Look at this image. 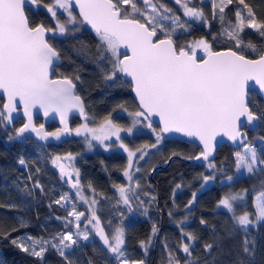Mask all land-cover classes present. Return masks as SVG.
<instances>
[{"label":"snow or ice","instance_id":"snow-or-ice-1","mask_svg":"<svg viewBox=\"0 0 264 264\" xmlns=\"http://www.w3.org/2000/svg\"><path fill=\"white\" fill-rule=\"evenodd\" d=\"M29 2L38 6L42 0H0V93L5 98L0 103V125H11L15 119L13 113L18 112L20 106L23 116L26 117V122L15 129L14 135H9V140H26V133H34L44 141L49 138L60 140L62 136L74 131L77 136L90 134V139L85 135L89 147L95 140L107 150L111 145L105 142L115 137L119 141V147L127 153V166L123 170V176L129 181L126 186L114 185L118 192L116 204L128 206L129 211L132 210V195L135 192L132 186L134 165H138L149 154L148 147L157 148L161 144L165 133H183L185 136L197 138L203 145V150L198 156L188 159L204 161H208L212 155L216 137H227L243 149L234 153L237 172L246 171L250 176L257 171L264 173V158L258 155L257 147L248 143L246 134L241 131L243 127L255 128L264 122V112L254 111L250 100V95L256 92L257 86L259 92L264 93V50L258 44L245 40L246 29H251L264 38V19L257 17L254 8L246 0H211L212 18L221 27L220 32L213 35L212 39L215 41L219 36L225 42H230L231 47L226 51H213L212 43L205 38L177 47L173 37L178 29L188 31L191 22L209 24L203 7L195 6L193 0H174L183 11V17L186 18L183 20L160 0H52L51 4H45L44 7L56 21L54 28L45 27L42 23L32 25L29 22L25 13V5ZM73 3L79 8V19L73 13ZM234 3L236 10L233 21L227 17L225 10ZM61 10L67 14L63 22L57 15ZM68 25L73 27L69 29ZM81 25L90 26L98 38V62L110 65V68L101 69L104 79L115 81L121 77H130L139 110L128 113L133 117L129 127L115 123L111 113L98 126L89 127L90 118L85 110V102L75 91L74 79L79 80L80 77L51 78L60 54L49 43L47 34L63 35L69 31H79ZM161 35L163 38H160ZM121 48L127 52L122 53ZM197 49L204 52V57L197 58ZM244 50L259 52L258 58H247L242 54ZM120 107L123 108V105ZM37 108L43 110L45 117L50 113L57 114L63 127L54 132L46 131L44 124L37 127L33 122V110ZM73 111H78L85 123L70 129L68 115ZM152 116L159 117V131L153 128ZM143 121H147L144 127L151 129L155 135V143L135 151L130 150L120 133L131 134L136 125ZM260 139L264 142V137ZM74 160L75 157L68 153L65 156H55L51 163L59 169L61 179L75 190V197L88 205L89 214L86 216L85 212L77 211L72 196L64 193L53 200V203L65 208L67 217L63 218L66 221L64 227L69 228L75 222V231L60 232L51 239L25 235L13 238L12 245L36 258L40 264H43L49 248L58 253L64 264H75L72 257L83 247L80 240H89V232L81 230L80 222L83 217L86 221L85 228L87 225L92 226L116 264H145L144 259L133 260L127 255L124 247L125 228L122 224L116 226L111 235L105 232L97 215L96 206L99 200L96 198V189L89 183L87 187L92 196L89 198L85 195L80 170L74 167ZM19 163L25 165L26 161L21 158ZM208 168L215 170L216 165L210 162ZM39 171L37 168L36 172ZM135 171H140V168L135 167ZM215 178L214 171L211 175L203 176L201 187ZM31 179L29 176V180ZM226 180L233 182L234 177L227 176ZM34 187L41 192L44 190L39 180L35 181ZM135 187H139L138 181ZM176 187L180 188L181 185L177 184ZM247 191L244 189L239 193L224 194L217 207L232 213L235 225L245 234L241 252L244 258L250 260L254 257L255 242L248 239L249 226L264 222V191L255 197L253 213L244 211L236 215L237 204L243 202ZM28 194L31 195V192ZM195 201L196 193L193 192L192 198L185 205L188 212H191ZM140 204L143 205L144 201H140ZM67 205L71 206V211H68ZM187 219L185 216L178 224L183 239L177 248L173 250L165 244L168 264H182L181 258L175 252L184 254L183 264H200L198 259H192L197 237L185 231L183 225ZM200 223L203 225L207 222L201 219ZM26 226L21 222L19 227ZM19 227H14L11 231H19ZM11 231L0 232V235L7 239ZM158 231L153 225L147 241L139 242L145 254L152 236ZM214 247L216 245L213 243L205 244V253L211 254ZM234 264H243V260L238 257Z\"/></svg>","mask_w":264,"mask_h":264},{"label":"trees","instance_id":"trees-1","mask_svg":"<svg viewBox=\"0 0 264 264\" xmlns=\"http://www.w3.org/2000/svg\"><path fill=\"white\" fill-rule=\"evenodd\" d=\"M160 2L171 8L182 20L186 19L183 17L182 9L174 0H160ZM246 2L254 8L258 18L264 19V0H246ZM51 3L52 0H42L38 6L36 5L37 7L26 8L29 22L32 25L42 23L45 27L54 28L56 23L44 7L45 4ZM193 3L197 7H203L209 24L191 22L188 31L178 29L173 37L177 47L200 38L212 43L213 51L227 50L231 47V43L225 42L222 37L217 36L215 41L212 39L213 35L220 32L221 27L219 22L212 18L211 0H193ZM235 10V3L225 10L227 17L233 21ZM74 15H76L75 11ZM77 18L79 19V16ZM245 32L246 41L250 40L264 50V38L259 37L251 29H246ZM160 38L163 36L161 35ZM49 41L62 59V64L56 68L54 77L74 78L77 75L80 77L79 80L74 79V83L77 94L85 102L90 125H98L111 113L115 123L129 127L133 117L128 113L139 110L133 98L131 85L123 77L115 81L104 79L101 69L110 68V65L106 62L103 65L98 62L99 41L93 30L81 25L79 31H69L63 35L52 33ZM242 54L249 59H256L259 52L244 50ZM250 100L254 111L257 113L259 110L264 111V100H261L256 92L250 95ZM0 103H3L1 98ZM258 104L260 109H256ZM120 105H123V108ZM72 122L73 128L82 124L76 118ZM23 123L24 121L20 119L12 128L0 125V232L11 231L12 228L19 227L21 222L27 225L19 227V231H11L7 239L0 235V264H40L36 258L12 245L13 238L28 235L33 238L51 239L57 233L75 231V222L69 225V228L64 227L66 221L63 218L67 217V211L53 203V200L67 193L69 187L61 179L59 172L53 168L51 160L57 155L65 156L68 153L78 157L77 165L83 185L88 186L91 183L96 189L99 200L97 215L105 232L109 234L111 228L114 229L121 224L124 226V247L130 259H144L145 264H168L165 244L173 250L177 248L183 239L178 224L187 216L188 219L183 227L185 231L197 237L193 260L198 259L200 264H205L206 261L208 264H234L239 257L243 260V264H264V222L249 227L248 239L255 242L254 257L249 260L244 258L241 252L245 234L239 231L238 225H235L232 213L225 209H217V203L224 194L239 193L247 189L243 202L237 204L236 215L244 211L253 213L255 197L264 191V173L259 171L251 176L237 179L233 183L224 184L227 176L235 175L234 153L241 150H233L229 146L220 148L216 160L212 162L216 165V169L213 170L208 168L210 162L203 165H190L185 162V160L192 161L188 157L198 156L201 153L199 148L181 141L169 142L164 139L160 147L157 146L159 149L156 148L157 151L148 160L139 163L141 189L138 195L132 197V213L124 205L116 204L118 192L114 188V185H128L123 176L128 160L125 154L114 151L87 153L86 145L78 138H65L53 142L51 146L40 145L32 139L9 140V135H14L15 129L21 127ZM42 123V119L36 120L37 125ZM260 124L259 130L251 132L246 129V133L249 135L248 143L256 145L258 154L264 158L262 151L264 142L260 139L264 137V122ZM154 128L159 130L156 126ZM55 129H58L55 124L48 128L49 132ZM122 139L133 151L145 145L150 146L156 140L152 134L145 132ZM21 158L26 161L25 165L19 163ZM37 168L40 169L38 173ZM213 171L216 177L214 185L201 192L202 177L213 174ZM29 176L32 177L31 180ZM36 180H39L43 186V192L34 187ZM177 184L181 187L177 188ZM29 192L31 195L28 194ZM193 192L199 195L191 212H188L185 205L192 198ZM140 201H144V204L141 205ZM170 212L172 215H169ZM56 217L61 219L58 220ZM201 219L207 223L202 225ZM153 225L159 231L152 236L148 252L145 254L139 242L147 241ZM94 238L89 244L80 242L83 247L79 248L72 257L75 264H89V262L116 264L107 249L101 247L97 238ZM207 243L216 245L211 254L204 251V245ZM174 254L181 258L183 264L184 254L182 252ZM43 264H64V261L54 249L49 248Z\"/></svg>","mask_w":264,"mask_h":264},{"label":"water","instance_id":"water-1","mask_svg":"<svg viewBox=\"0 0 264 264\" xmlns=\"http://www.w3.org/2000/svg\"><path fill=\"white\" fill-rule=\"evenodd\" d=\"M36 5H32L30 2L27 3L25 5V10L26 8H34ZM73 10L75 11L76 15L79 16V8L76 7L75 3H73ZM26 13V12H25ZM88 26V25H86ZM89 28H91L90 26H88ZM93 30V29H92ZM94 32V30H93ZM95 33V32H94ZM52 36V33H48L46 38L49 40L50 37ZM50 43V41H49ZM120 51L122 53L124 52H127L126 49L124 48H121ZM220 51H226V50H220ZM60 54V53H59ZM62 64V59H59L58 62H56L55 66H54V70L52 71L51 73V78L52 79H59V78H56L54 77L55 73H56V68H59L60 65ZM62 78V77H60ZM127 82H129V84L131 85L130 83V77H123ZM250 84H252L253 82H249ZM131 88H132V85H131ZM76 91V94H77V90L75 89ZM132 94H133V98H134V101H135V104H137L138 106V100L137 98L135 97V93L132 91ZM256 94L258 95V97L261 99V100H264V93H260L259 90H258V86H257V90H256ZM0 98L3 100L4 102V96H3V93H0ZM85 110H86V106H85ZM87 112V111H86ZM13 116L15 117V119L13 120V123L11 125H8V127L12 128L15 126V124L20 121V119H22L24 121V123L26 122V117L23 116V112H22V106H20V108L18 109V112H15L13 113ZM40 118L42 119L43 123L44 124V128L46 131L49 132L48 128L51 127L53 124H55L58 128H61L63 127V125H61L60 123V119H59V116L55 113H50L48 117H45L43 115V110L41 109H34L33 110V122L34 124L38 127L39 125L36 124V120ZM76 118L78 119L80 122H84L85 120L80 116L79 112L78 111H73L71 113H69L68 115V127L70 129H73V119ZM151 122L154 126L158 127L160 129L161 125H160V122H159V117L158 116H152L151 117ZM261 127V124H259L258 127H251V126H247V127H243L241 129L242 132H244L247 136V142L249 141V135H247L246 133V129H248L249 131L251 132H254V131H257L259 130V128ZM28 139H32L34 140L35 142H37L38 144L40 145H45V146H51V144H53V142H55L56 140L52 139V138H49L47 141H44V140H40L38 137L35 136L34 133H26L25 134ZM164 135V139H166L167 141H178V142H184V143H187L189 145H194L195 147L199 148L201 151L203 150V145L200 143V141L195 138V137H188V136H185L183 133H176V132H170V133H165L163 134ZM223 146H229V147H232L233 150H242V147L239 146L238 143L234 144L231 140H229L227 137H224V136H217L216 137V141H215V149L212 153V155L209 157V160L208 161H204L203 159L201 160H195V159H192L191 160H185L186 163L192 165V164H199V165H203V164H206V163H209V162H213L214 160H216V157H217V152L220 148H222ZM66 179V178H65ZM97 238V241H98V244L101 245V247L105 248L103 246V242L99 239L98 236H96Z\"/></svg>","mask_w":264,"mask_h":264},{"label":"rangeland","instance_id":"rangeland-1","mask_svg":"<svg viewBox=\"0 0 264 264\" xmlns=\"http://www.w3.org/2000/svg\"><path fill=\"white\" fill-rule=\"evenodd\" d=\"M36 7H37V6H36ZM45 11H47L46 8H45ZM73 13H74V11H73ZM48 14L51 16L50 13H48ZM57 15H58L59 19L61 20V22H62V20H65L66 17H67V14H66V13H62V10H61V11H58ZM54 21H55V20H54ZM55 23H56V21H55ZM68 27H69V29H71L73 26H72V25H68ZM204 55H205V54H204V52H203L202 50H200V49H197V50H196V56H197L198 59L204 57ZM256 109H260V105H259V104L256 105ZM263 112H264V111H263ZM259 113H261L260 110H259ZM84 123H85V122H84ZM146 123H147V121H143L141 124L136 125V127L133 129V132H132L131 134H128V133H126V132H121V133H120L121 138H124V137H125V138H127V137H133L134 135H137V133H144V132H145L146 134H148V133H149V134H152V135L155 137V135L153 134V132H152L151 129H149V128H147V127H144V124H146ZM88 124H89V127H96V126H98V125H94V126H92V125H90V123H88ZM81 125H82V124H81ZM152 125H153V124H152ZM79 126H80V125H79ZM79 126H76V127H74L73 129H75V128L79 127ZM130 126H131V125H130ZM153 128H154V125H153ZM54 131H56V129H55V130H52V132H54ZM156 131H159V130H156ZM85 135H88V138L90 139V134H84V135L77 136V135L75 134V132L73 131V132H71V134L64 135V136H62V137L60 138V140H56V141H62V140L65 139V138H73V139H74V138H78V139H80V140L86 145V152H87V153L94 152V151H95V152H96V151H103V152H105V153H106V152L109 153V152L114 151V152H121V153H123V154H125V155L127 156V153L124 152L123 149H121V148L119 147V141H116L115 137H113L112 140H110V141H106V142H105L106 144H110V145H111V147H109L107 150H105V148H104L102 145H100L99 142H97V141H95V140L92 141V146L89 147L87 141L85 140ZM155 138H156V137H155ZM123 142H124V141H123ZM124 143H125V142H124ZM161 144H162V142H161ZM161 144H160V145H161ZM255 144H256V143H255ZM160 145H158V146L160 147ZM262 145H263L262 148L264 149V144L262 143ZM255 146H256V145H255ZM159 147H158L157 149H159ZM128 148H129V147H128ZM157 149H156V148L148 147V148H147V151H148L149 154L144 158V160H140L139 163H140V162H145L146 160H148L149 157L152 156V154H153L155 151H157ZM130 150H131V149H130ZM241 151H243V149H242ZM137 155H139V153H137ZM258 155H259V154H258ZM127 158H128V157H127ZM77 162H78V157L75 156V160L73 161V165H74L75 168H78ZM52 166H53V164H52ZM135 167H139V164H138V165H134V169H133L134 175H133L132 186L135 188V192H134V194L132 195V197L138 195V193H139V191H140V189H141V184L139 183V177H140V175H139V172H136V171H135ZM53 168H55V169L59 172V169H58V168H56L55 166H53ZM78 169H79V168H78ZM248 175H249V174H247L246 171H241V172H237V171H236L235 175L233 176V177H234V181H233V182H235V180H237V179L245 178V177L248 176ZM125 178H126V177H125ZM80 180H81V185L84 187L85 195H87L89 198H91L92 193L89 192L87 186H84V185H83V182H82V175H80ZM126 181H127V184H129V181L127 180V178H126ZM137 181H138V183H139V187H138V188L135 187V184H136ZM233 182H228L227 180H225V181H224V184H229V183H233ZM64 183H65V181H64ZM214 183H215V180L210 181V183L204 185V187H203L200 191L203 192L204 189H207V188L213 186ZM66 186L69 187V191H68L67 193H69V194L72 196V201L75 203L76 210L79 211V212H85V214H86V212L88 213V205H87L86 203L82 202V201H79V200L75 197V190L72 189V188L70 187L69 184L66 183ZM201 192H200V193H201ZM198 195H199V194H197L196 197H197ZM96 198H97V196H96ZM97 199H98V198H97ZM122 205H123V204H122ZM124 206H125L127 209H129L128 206H126V205H124ZM132 206H133V205L131 204V209H133ZM66 207H67L68 211H71V210H72L70 205H67ZM63 208H64V207H63ZM96 208H97V206H96ZM64 209H65V208H64ZM217 209H218V210H222L223 208H218V207H217ZM131 211H132V213H133V210H131ZM88 214H89V213H88ZM88 214H86V216H87ZM80 223H81V230H82V231L87 230V231L89 232V240H88V241L80 240V242H85V243H87V244L93 242L94 239H95L94 237L97 236L96 233H95V230L92 228L91 225H87V228H85L86 221H85V219H84L83 217L81 218V222H80ZM250 226H251V225H250ZM250 226H249V227H250ZM113 230H114V229H112V228L110 229V233H109V235H111V233L113 232ZM106 233H107V232H106Z\"/></svg>","mask_w":264,"mask_h":264},{"label":"flooded vegetation","instance_id":"flooded-vegetation-1","mask_svg":"<svg viewBox=\"0 0 264 264\" xmlns=\"http://www.w3.org/2000/svg\"><path fill=\"white\" fill-rule=\"evenodd\" d=\"M85 122V121H84ZM84 122H81L82 124L84 123ZM89 123V122H88Z\"/></svg>","mask_w":264,"mask_h":264}]
</instances>
